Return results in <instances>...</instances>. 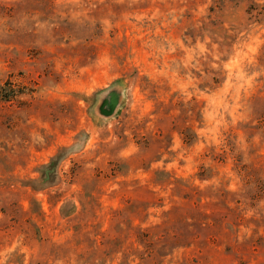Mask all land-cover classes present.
Segmentation results:
<instances>
[{"label":"rangeland","instance_id":"374dc122","mask_svg":"<svg viewBox=\"0 0 264 264\" xmlns=\"http://www.w3.org/2000/svg\"><path fill=\"white\" fill-rule=\"evenodd\" d=\"M0 264H264V0H0Z\"/></svg>","mask_w":264,"mask_h":264}]
</instances>
